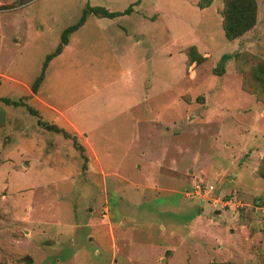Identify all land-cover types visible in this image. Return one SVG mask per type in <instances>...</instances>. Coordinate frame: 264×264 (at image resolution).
I'll return each mask as SVG.
<instances>
[{"label":"rangeland","instance_id":"obj_1","mask_svg":"<svg viewBox=\"0 0 264 264\" xmlns=\"http://www.w3.org/2000/svg\"><path fill=\"white\" fill-rule=\"evenodd\" d=\"M227 2L0 0V264H264V0L234 39ZM86 6L131 7L88 14L31 93Z\"/></svg>","mask_w":264,"mask_h":264},{"label":"trees","instance_id":"obj_2","mask_svg":"<svg viewBox=\"0 0 264 264\" xmlns=\"http://www.w3.org/2000/svg\"><path fill=\"white\" fill-rule=\"evenodd\" d=\"M233 1L238 6L230 7L227 10L228 2L226 3L225 12H224L225 16L223 18V24H222L224 33L226 34V37L228 36L231 39H234V38L238 37L239 35H242V33H244L245 31H247L249 28H251L253 26L254 11H255L254 0H233ZM132 5H134V4H132ZM130 7L131 6H128V8L123 10L122 12H110L109 10H107L103 7H100V6H93V7L86 6L82 10L81 15L77 19V21L74 24L64 28L61 31V33L59 35V43L56 45V47L53 49V51L51 53L45 55L42 66H41V70L39 72V75L34 79V81L30 85V88H29L30 92L31 93L36 92L38 85L42 81L43 73H44L46 64L48 63V61L51 58L60 54L63 46L66 45V43H67V35L74 32L78 27H80L83 24V22H84V20L88 14H90L92 16H96L98 18L111 19V18L117 17L119 15H127L130 11ZM3 102L5 104L12 105L14 107L21 105L18 102H11V101H8L6 99L3 100ZM28 112L30 113V115H35V112L32 111L31 109H28ZM37 124L43 125L46 130L54 132L56 134L62 133L64 138H68L64 132H62L60 129H57L54 126L42 124L38 120H37ZM71 141L73 144L76 145L74 138H71ZM77 147H79V146H77Z\"/></svg>","mask_w":264,"mask_h":264},{"label":"crops","instance_id":"obj_3","mask_svg":"<svg viewBox=\"0 0 264 264\" xmlns=\"http://www.w3.org/2000/svg\"><path fill=\"white\" fill-rule=\"evenodd\" d=\"M113 19V18H112ZM110 20V19H109ZM81 27V26H80ZM80 27H78V28H80ZM77 28V29H78ZM76 29V30H77ZM110 28H106V29H102V31H103V33H101V37L103 36V39H105V41H106V44H107V47L109 48V51H111L112 53H114V52H116V50L119 48L118 46H117V43H116V41H122V44L120 43V47H122L123 45H124V42H125V39H124V36L125 35H123V33H122V31H118L117 33H120V34H115L114 32L112 33V31H110L109 30ZM75 30V31H76ZM74 31V32H75ZM74 32H72V33H74ZM72 33H70V34H72ZM73 35V34H72ZM71 36V35H70ZM67 44H69V38L67 39V43H66V45H64L63 46V48H62V51L67 47ZM134 45L133 46H135V48H136V46H138V42H134L133 43ZM61 51V52H62ZM60 52V53H61ZM56 57V56H55ZM55 57H53V58H55ZM52 60V59H51ZM51 60L47 63V65H46V68H45V76H44V79H45V77H47V75H48V68H49V65H50V63H51ZM136 74V73H135ZM123 75H124V78L125 79H127L128 80V82H133L134 81V75H132V73L130 72V71H128V70H125V71H123ZM43 79V80H44ZM43 82V81H42ZM112 82L111 81H109L108 82V84H106V85H110ZM44 97H48V95L47 94H44L43 95ZM42 96V98H41V101L42 102H40V103H42V106H43V108H44V110L45 111H47L48 112V115H47V118L50 120V119H56L57 120V118H60L61 120H63L64 122H66L67 124H68V119L66 118V115L64 114V110H66V108L68 107V105H63L62 107H60V108H57V106L56 107H54L53 105H50V111H48L47 110V105L45 104V103H49L50 104V102L51 101H47V100H45L44 99V97ZM137 99V98H136ZM138 105V104H137ZM55 108H57V109H55ZM41 109V108H40ZM54 113L55 112V114L56 115H58V117H54L53 116V114L52 113ZM60 122H62V121H60ZM69 126H70V124H68ZM71 128L73 127V126H70ZM74 130H76L75 128H74ZM78 131V130H77ZM79 132V131H78ZM86 141L88 142V140L86 139Z\"/></svg>","mask_w":264,"mask_h":264},{"label":"water","instance_id":"obj_4","mask_svg":"<svg viewBox=\"0 0 264 264\" xmlns=\"http://www.w3.org/2000/svg\"><path fill=\"white\" fill-rule=\"evenodd\" d=\"M26 1H28V0H21L22 3H23V2H26ZM27 259H28V258H24L23 260H24V261H27Z\"/></svg>","mask_w":264,"mask_h":264}]
</instances>
